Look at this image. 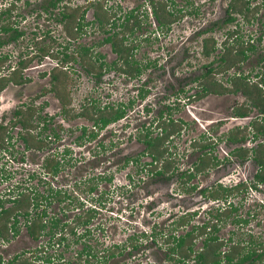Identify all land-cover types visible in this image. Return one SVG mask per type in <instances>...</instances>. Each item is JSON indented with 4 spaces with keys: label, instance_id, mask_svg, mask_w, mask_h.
Here are the masks:
<instances>
[{
    "label": "rangeland",
    "instance_id": "rangeland-1",
    "mask_svg": "<svg viewBox=\"0 0 264 264\" xmlns=\"http://www.w3.org/2000/svg\"><path fill=\"white\" fill-rule=\"evenodd\" d=\"M47 1L0 0V10L9 6L12 23L17 25L23 33L17 41L9 42L2 48V51L9 55L3 66L16 65L19 59L27 61L26 66L31 65L24 73L29 78L27 83H9L0 93V125L3 126L0 129V135L6 134L8 129L12 136L11 150H17L15 156L19 157L21 146L19 135L22 132L18 133L19 129L8 127L14 107L19 106L20 110L23 111L25 108L29 111L28 107L32 105L35 109L34 113L32 117H27L25 120V123L29 125L31 121L38 119L37 116L44 114L43 108L37 109L40 104L36 103H42L46 99V111L57 116L56 124L63 119L58 141L47 142L48 144H43V148L38 150H29L28 154L24 155L23 162L19 158L21 161H18V168L12 178L11 183L15 188L11 194L22 191L20 197L29 196V201L14 209L30 210L34 214L45 208L48 216L52 215L51 217H57L60 220V226L68 223L69 229L73 228L76 232L83 231L80 221L90 215L89 238L86 236L85 239L94 246L100 247L101 241L104 247L115 243L129 244L130 237L131 241L139 243V247L135 249V256L128 257L126 260L124 256H117V259L115 258L116 260L111 261L110 264L123 262L142 264L145 261L171 264L164 255L166 247L164 235L168 234V229L174 226L171 224L172 220L182 211L187 215L197 210V214L190 217V221L185 226L175 231L176 234L189 230L192 224L200 226L204 222L215 221L212 212L209 213L208 209L210 206L220 207L218 204H221L223 200L215 204L213 199H207L204 194L198 193V188L218 181L230 185L239 179H251L256 168L252 156L248 152V158H245L243 162L233 157L222 160L227 157L229 148L233 147L220 140L214 152L222 159L217 166L207 168L206 172L198 173L189 181L198 187L193 190H186L188 186L180 184L179 176H172L166 181L161 177L139 173L137 165L133 166L131 163L125 168L119 167L125 156L134 155L142 148V145H138L134 140L132 131H135L136 126L138 128L144 125L154 127V118L160 113L178 120L171 123V134L167 137L168 152L172 155L175 162L173 166L179 169L178 171L187 168L195 159L196 151L189 146L193 138L197 140L206 136L218 138L225 133L221 126L226 128L231 124L229 123L231 120L224 117L245 107L244 98L240 92L241 85L236 83L237 76L234 74L250 75V78L254 80V75H258L261 71L262 64L258 58L264 43L258 38L260 36L261 39L264 38V0H244L251 9L249 20L246 21L242 16L234 15L233 25L222 22L229 0H155V5L159 6L158 8L164 14L168 13L166 10L172 12L168 18L172 22L163 30L157 25L149 0H100L106 6L107 16L110 19L105 25L108 31L118 33L116 37L118 43L124 36V45L128 47L136 45L134 51L129 53L133 60L149 63L141 76L135 78L120 74L112 68L103 71L100 67L101 61L109 64L116 58V54L108 43H101L106 32H103L94 21L92 10H95V7L90 5V2L97 0L69 2L71 7L78 6L79 13L86 8L81 20V23L86 25L81 30L72 31V35L65 32L63 21L55 18L54 13L57 10L52 13L44 10L43 7ZM239 2L238 5L241 6L242 1L239 0ZM132 8L135 9L136 16L129 21V24L137 18L140 26L133 27L131 31L120 23ZM112 21H115V26H110ZM209 27L211 30H208ZM209 35L214 36L216 49L210 57H205L201 53V43L202 38ZM250 44H253L255 48L248 51L249 57L243 62L234 60L235 62L229 68L227 64L220 63L218 60L224 45L234 54L236 50L247 49ZM40 47L48 48L49 51L51 49L55 54L59 52L56 59H61V51H66L72 56L66 62L60 60L59 67L52 70V67L57 65L56 59L48 55L40 57ZM83 47H88L85 54L82 51ZM214 58L216 62L208 75L216 79L215 81L220 83L219 87L228 92H224L225 94L212 92L206 96L198 97L196 94L194 96L198 86L191 79L201 75L206 70L203 66L209 65L208 63ZM6 68L0 69L1 74L6 73ZM225 68L228 69L225 70ZM49 71L57 75L55 86L58 94L65 99L63 100V103H66L65 109L67 108L65 115L61 114L58 103L54 102L57 100L48 97L47 91L53 84L48 77L41 75H48ZM98 75L102 76L99 78ZM142 87L149 91L145 99L139 97ZM41 90L44 91L43 96V93H40ZM129 101H133V106L127 107L125 118L111 122L102 129L96 127L95 131L98 135L93 141L85 139L78 141L80 128L86 126L91 129L90 115L92 117L98 115L96 111H91L93 107L118 102L127 104ZM86 107L89 108V112L86 111ZM255 110L250 108L249 113L254 120L258 118ZM4 120L8 123L5 124ZM245 121L231 122L234 125L245 126ZM56 124L53 125L58 127ZM179 129L181 131L177 132ZM249 132L250 130H243L244 134ZM29 144L37 149L38 142ZM253 145V140L245 144L248 147ZM63 149L70 150V154L65 152L66 156L62 157V161L56 158L61 161V169L53 178L50 171L45 168L44 160L47 158L54 161ZM190 151L194 153L187 157ZM54 153L58 154L54 155ZM146 159L148 158L144 157V160ZM136 169L137 172H135ZM105 175H110L112 179H106ZM48 183L52 188L55 185L62 189L60 200L52 199L51 202L43 200L40 206L35 207L37 193L46 194ZM91 185L95 189L90 192L88 189ZM1 189L2 187H0V193L5 197L4 194L8 192ZM228 200L236 204L237 208L221 222H217L221 225L217 235L225 241L222 250H226L231 245L230 241L235 243L241 240L246 243L245 241L250 238L264 240V185L258 189L234 192ZM78 216L81 218L78 219ZM237 216L246 221L243 224L234 222L233 218ZM20 217L18 236L10 238L8 232L6 235L8 239L2 242L0 240V255L4 261L18 253L21 258L27 257L26 264H86L85 255H75V249L80 243L75 241L73 233H63L64 238L61 241L58 240L59 236H55L59 242L55 241V238L49 239L44 234H39L33 241L26 232L23 217ZM38 221L34 220V231L39 230ZM151 230L156 235L155 241L151 236ZM205 235L201 234L194 239V249H201ZM38 245L43 250L32 252ZM23 249L31 252L23 253L21 252ZM193 262V259H189L187 264ZM259 264H264V259Z\"/></svg>",
    "mask_w": 264,
    "mask_h": 264
},
{
    "label": "flooded vegetation",
    "instance_id": "flooded-vegetation-1",
    "mask_svg": "<svg viewBox=\"0 0 264 264\" xmlns=\"http://www.w3.org/2000/svg\"><path fill=\"white\" fill-rule=\"evenodd\" d=\"M241 1H242L241 2V6L238 5L239 9L233 10V9H231L229 7V3L231 2V0H229L228 6L225 9V17L222 20V22L224 24L233 25V22L235 21V18H233V20L228 21V22H225V19L228 16L229 17H231V16L235 17L234 15H240V16H242V18L244 20H246V21L249 20V12L251 11V9H249V12H248L247 8H246V6H248V4L244 0H241ZM238 4H240V2ZM150 5H151V3H150ZM151 9H152V14H153L152 6H151ZM8 11H9V6H7V7H5V8L0 10V24H2V25L11 24V25L17 27V25L12 23L13 19H11V12H8ZM134 11H135V9L132 8L131 11H129V12H132V15L136 16ZM166 11L168 13H171V15H172L171 11H169V10H166ZM128 13H126V15ZM168 13L167 14L163 13L162 15H166L167 17H170L168 15ZM92 15H93V17L95 16L94 15V10H92ZM153 16H154V14H153ZM134 20L138 24H135L133 27H135V26L139 27L140 26V22L138 21V19L134 18ZM155 20L157 22L158 27L160 29H162V30L164 28H168L169 25H170V22H172V20L169 19L170 22H166V25H159L158 20L156 18H155ZM164 20H165V18H164ZM169 20H167V21H169ZM84 25H86V24L82 23V28H83ZM263 25H264V21H263ZM132 29H131V31H132ZM208 30H211L210 27L208 28ZM203 31H206V29H203ZM109 33L110 32L106 33L105 36H107ZM263 34H264V32H263ZM0 36H1V38H3L5 40L4 44H2L0 46V56H3L4 54H8V53H4L2 51V48L4 46L8 45V43H9V41H8V33L0 32ZM206 37H210V38L213 39L214 50H215L216 49V41H215L214 36L213 35H209V36H206ZM206 37H203V38H206ZM203 38H202V43H201V53H202ZM102 39H101V41H102ZM124 39H123V41H124ZM258 39H259V41L262 40L263 43H264V38L261 39V36H260ZM17 40H15V41H17ZM15 41H10V42H15ZM123 41H122V46L123 47H127V49H128L126 53L128 54L127 58L130 61L129 62L130 66L128 67V65L124 62V59L120 56V54H118L117 52H115L113 50L112 45H111L110 42H101V43H108L110 45L112 51L116 54V58L113 59L112 61H117V63H116L115 66L112 67L111 66L112 61L109 64L101 61L102 63L100 64V67H101V69H103V71L112 68L113 70L119 72L120 74L122 73L123 75H125L127 77H134V78L135 77H140L141 74L146 69V67L149 65V63L146 64V63H142L141 61L138 62L136 60H133L132 56L130 54L134 51V49L136 48V45H133L132 47H128V45H124L123 44ZM120 43L121 42L118 43L119 46H121ZM249 46H253L255 48V46L253 44H250ZM262 47H263L262 53L259 55V58H258V60H260V63L262 64L261 71H260V73L258 75H254V77H255L254 80H252L250 78V75H243V73L234 74V75L237 76L238 79L240 78V80L243 82L240 92H241V95L243 96L244 102H245L244 109H240V110L238 109L237 111L231 113L232 115H228L227 117H224V119H229L231 121H238V120H241V121L244 120L245 121L246 120L245 121V123H246L245 126L244 125H234V124H232L231 121H229V123H231L232 125L230 124L228 126L227 123L224 122V124L227 125V127L225 128V126H221V128H224V130H222V131L225 132V133H223V135L221 137L217 138V137H214V136H206V138H199L198 140L193 138L192 141H190L189 146H190V149L192 148L194 151H196L195 155H194L195 159L191 162V164L187 168L178 171L179 169H177V168H175L173 166V164L175 162H174V159H173L172 155H170L169 152H168L169 143H168L167 137H169L171 132L166 137L164 143L160 146V148L164 150V152L162 153L161 159H157V160L154 161L153 154L150 153L151 152V149H150L151 146L147 142V140H150V138H153V137L157 136L158 134L161 135V128H158L156 126V123H158L157 122V118L161 117L160 118L161 121H160L159 124H164V125H166V124L168 125V123H169V125H171V123L173 121H178L176 119H174V120L171 119V117L168 116V115L165 116L163 113H160V115H157L154 118V123H155L154 127L152 125L151 126H149V125L148 126H146V125L142 126L141 125L142 126L141 128H138L136 126L135 131H132L134 140L137 142L138 145L139 144L142 145V148H141L140 151L135 152L134 155L128 154L127 156H125L124 159H123V162H122V164H121V166L119 168H123V167L125 168L129 163H131V164H133V166L137 165V169H138L139 173H142L143 175H148V176H156L158 178L161 177V178L165 179L166 181L170 180L172 176L173 177L174 176H179L180 177L179 178L180 179L179 180L180 184L182 186H185V184H186V186H188V187H186V190H193V189H195L197 187V185H195L193 182H189V181H191V179L195 178L198 175V173L206 172L205 170L207 168L210 169L213 166L214 167L217 166L219 160L222 159V158L218 157L216 152H214L215 148H217L219 146V144H220L219 142L221 140V141L227 143V145L233 147L232 149L229 148V150L227 152V155H226L227 157H224L222 160H229L230 158L233 157L236 160H238L239 162H243L245 158H248V152H249L250 155L252 156V159L255 162V165H256L255 172L252 175L251 179H248V180L245 179V178L244 179H239V180H237L236 182H234L233 184H230V185H226L222 181L221 182L218 181V182H215L212 185H208V186L200 187V188L197 187L198 188L197 192L200 193V194H204V196L207 199H213L215 201V204L216 203L218 204V202L220 200H223L224 202L221 201V204H218L220 207H218V205H217V207L221 211H223V210H226V209L228 210V208L231 205H233V206L236 205V204L232 203L230 200H228L229 197L232 194H234V192H237V191L244 192V191H247L248 189L261 188V186L264 185V182L261 181V180H258L256 178V174L259 173V170H260L261 166H260V164L257 163V161L255 160L254 157L258 155L257 151H259V153H260V150H262L263 145H264V44H263ZM225 48L226 47L224 45L223 51H224ZM248 51H251V50H247V54H249ZM212 52H211V54H212ZM236 52H237V50L235 51V53ZM54 53L55 52L50 49L49 53L48 54H44L42 57L48 55V56H54L55 59L58 58L56 55H58L59 52H56L55 55H54ZM66 53H68V52H66ZM68 54H70V53H68ZM211 54H210V56H211ZM62 55H63V53L61 52V56ZM219 57H218V60H219ZM248 57H249V55L245 59H243V60H241L239 62H243L244 60L248 59ZM8 58H9V56H8ZM19 60L16 62V65H12V66L10 65V67L8 66V64L3 66V63H5V61L1 62L0 63V69L6 68L8 66L6 68V73L5 74H1V70H0V75H3L1 77H6V78L12 77L13 75H8V74L18 68ZM56 61H57V65L53 66L52 70H54L56 67H59L58 66V62L60 61V59H56ZM215 62H216L215 58L212 59L208 63L209 65L206 64V65L203 66V68H205L206 70L204 72H202L201 75H199L197 77H193L191 79V81L195 82L196 86H198V89L194 91L195 92L193 94L194 96H195V94H196V96L199 97L200 95L201 96H206L207 94L212 93V92L217 93V94H222L224 92L225 93L228 92L227 90L225 91V89L219 87L220 83H217L215 81L216 79L212 78L210 75L207 74L209 71H210L209 73H211V71L213 70V64ZM29 65H27V66L25 65L20 70L21 78H18L19 81L16 82L13 79H7L5 85L1 88L0 93L9 83H11V84H13V83L14 84H25V83H27L28 82L27 80L29 78L27 76H25L24 73L29 68ZM136 65H139V68H140V72L139 73H135L134 72V67H136ZM44 66H45V64H44ZM231 66H229V68ZM226 69H228V68H225V70ZM100 74H101V72H100ZM204 74H206V75H204ZM41 76L48 77V80L50 81V83L53 84V86L49 88V91H47V93H49L48 97L50 99H52V100L53 99L57 100V101H54V102L58 103V105L60 107L59 110H60L61 114L65 115L67 113V110H66L67 108L65 109L66 103H63L64 102L63 100H65V99H62L61 94H58L56 86H55V81L57 79V75L55 77L54 73L51 74V71H49L48 75H41ZM101 76L102 75H98L99 78ZM206 83H207V85H208V83H211L210 90L203 88V86ZM143 84H145V82ZM143 86H145V85H143ZM248 89H250L252 91H248ZM148 92L149 91H148L147 88L142 87L141 88V92L139 93V97L141 99H145ZM40 93L41 94L43 93L42 96L44 95V91L43 90H41ZM255 98H256V101H254ZM46 101L47 100L45 99V101H42V103H39V102L36 103L37 105L40 104L39 107H37V109H40V108L42 109L43 108L44 114L41 115V116H37L38 119H35V120L31 121L32 125L31 124L27 125L25 123L26 118L27 117H32V114L34 113L35 109L32 107V105L28 107L29 111H26L25 108L22 111V110L19 109V106L18 107L16 106V108L14 107V109L12 110V118L10 119V123H8L7 121L4 120L5 124L6 123L9 124L8 127L17 128V129H19L18 133H21V132L22 133H21V135H19V141L21 142L20 156L19 157L15 156V154L17 153V150H11L12 144L10 142V139H11L12 136L10 135L8 129L6 131V134L4 133V135H0V187H2L1 190H4V191L8 192V193L4 194L5 197H3V195H1V193H0V211L2 209H8L9 210L8 212H10L8 214H4V213L0 214V229H1L0 240L2 242V241H4V239H8V237H6L8 232L10 233V238H14L15 236H18L17 235L18 230H19L18 225L20 223V218H21L20 216H22L23 219H24V225H25V228H26V232L28 233L29 238L32 239L33 241H35V239L39 236V234H44V235L48 236L49 239L55 238L54 239L55 241L57 240L56 237L59 236L58 240L61 241L64 238V235H62L63 233L66 234V233H70L71 232V233H73V236L75 237V241H77V243H80L79 247H77V249H75V255H78V250L79 249H83L85 246H88V245H90L92 248L96 249L97 253H100V252L103 251V248H104V245H102L103 244L102 241L100 243V245H101L100 247L91 245L90 242L85 239L86 236H87V238H89V233L85 232L86 230L82 229L83 231H80V232H76L75 230L72 231L71 229H69L70 225L68 223H66L65 226L62 225V226L53 227L50 224V222L48 221V219H50L52 215L48 216L47 211H46L45 208L41 209L40 211H36L38 213L34 212V214H32L30 210L29 211L27 210L28 214H26L25 211H21L20 209H14V208H17L18 206H16L15 202L13 201V199H18L20 197L19 193H23L22 191H16L15 194H13V195L11 194V192L12 193L14 192V188H15V187H13L14 185L11 182H12V178H14L15 170L18 168V164H19L18 161L22 160V162H23L25 160L24 155L28 154L29 150H31V151L38 150L40 148H43V146H44L43 144H48L49 142H53V141H56V140L58 141L60 139V132L62 130L60 128H61V122H63L62 121L63 119L61 118L62 120L59 123H57L58 125L56 124V117L57 116L47 113L46 106H45ZM1 102H2V100H1ZM132 102L133 101H129L127 104H124L122 102H118V103H115V104H109V105L113 106L114 108L120 107L124 111V114L120 118H118L117 120L126 117V115H127V113H125L126 109H127V107L129 108V107L133 106ZM53 104H55V103H53ZM99 107H100V109H103V106H96V107H93L91 109V111L92 110L96 111L98 113V115H99L101 113ZM44 108H45V111H44ZM250 108L256 109L255 111L257 112V117L258 118H256L255 120L253 119L252 115H249ZM85 109H86L87 112H89V110H88L89 108L86 107ZM146 110L148 111V108H146ZM33 118H34V116H33ZM117 120H115V121H117ZM34 121H36V122H34ZM112 122H114V121H112ZM180 122H183V121H180ZM215 122H217V121H215ZM254 122H256V125H254ZM110 123H108V124H110ZM53 124H56L58 127H56ZM99 125L101 126V124H99ZM99 125H96L94 123V119H92V128L91 129H88L86 126H82L80 128V134L77 137L78 141H79V139L82 140V141L84 139L87 140V141L95 140L97 138V135H98L97 132L95 131V128L98 127V129H102V128H105L107 126V125H105V126L100 128ZM2 127L3 126L0 125V129ZM83 129L85 130V133L83 132ZM168 129H169V126H168ZM180 129L177 130V132L178 131L180 132L181 131ZM244 129L246 131L250 130V132L247 133V134H244L243 133ZM90 132L95 133V136L93 138H91L89 136ZM250 140L254 141V145L250 146V147L245 146V144L247 145V142L249 144ZM31 142H33V143L38 142L37 149H35L34 147L30 146L31 144H29V143H31ZM39 145H42V147H39ZM101 146L105 147L103 144H101ZM194 151L193 152L190 151V153H188L187 157L191 156L192 153H194ZM65 152L70 154V150L65 149V151H64V149H63L62 153L59 154V157H55L54 158V161L50 160V159H47V158L45 159L46 161L48 160L47 162H45V160H44V166H45V168H47L50 171L51 177L54 178V176H56L58 174V172L60 171V169H61L60 163L63 160L62 157L64 158V156H66ZM12 153H14L13 154L14 156L12 155ZM56 154H58V153H54V155H56ZM52 157H54V156H52ZM127 157L130 160L128 161V163L125 164V161H126ZM144 157H146L148 159L144 160ZM56 158H58L61 161L56 160ZM20 164H22V163L20 162ZM53 164H57V167H58L57 171L55 173H53L52 170H51ZM164 168H166V169H164ZM137 169L135 170V172H137ZM157 170H161L162 171L161 174H156L155 172ZM48 186L49 187L47 189V193L46 194L45 193H42V194L41 193H37L38 198L35 199V207L40 206V204L42 203L43 200H49V202H51L52 199L60 200V197H59L60 195L59 196H55V191H59L60 194H61V193H63L62 189L60 187H58V188L55 187V185H53L54 186L53 188L51 187L50 184ZM94 189H95V187H94ZM183 189H184V187H183ZM223 189H226V191H228L229 193H225L223 191ZM214 192H218V196L217 197L212 196L211 193H214ZM35 195H36V193H35ZM209 202H211V201H209ZM208 206H210V205H208ZM218 208H215L214 206H210V208L208 209V211H210L209 213L212 212V217L215 220L214 222H216V218L213 215L215 213V210L218 209ZM43 212H44V214H43ZM182 212H181L180 215H177L176 218L172 220L171 224L174 225V226L171 229L170 228L168 229V231L170 233L173 231V228L175 227V222L179 221V219L181 217H185L186 216V218H189V221H190L189 215H185L186 212H184V213H182ZM192 213H194L193 216H195L197 214V210L192 211ZM41 214H42L43 217H41ZM187 214H189V213H187ZM47 216H48V218H47ZM42 218L44 219L43 222L47 223V225L44 226L43 229H40L38 227V224H39V222H38L37 228L39 230L34 231L33 230V226H35V222H36V221L34 222V220H36V219L37 220H41ZM237 218H239V217L237 216ZM56 219H57V217H56ZM4 222L6 224V227L2 226L4 224ZM59 224H60V221H59ZM239 224H243V222H239ZM172 225H170V226H172ZM193 225L194 224H192L191 227ZM183 226H185V224L179 226L177 229H180V227H183ZM218 226H221V225L218 224ZM176 230H174L173 232L175 233ZM189 230H187V231H189ZM187 231H185V232H187ZM218 231H220V229ZM185 232H181V233L176 234V235H181V234H184ZM217 234H219V233H217ZM196 237H198V236H195L194 239H196ZM81 239H83V240L81 241ZM129 239L131 240L132 238L130 237ZM194 239H193V242H194ZM58 240H57V242H59ZM106 244H108V243H106ZM119 244L120 243H117L116 245H119ZM121 244H125V243H121ZM105 246H107V245H105ZM113 249L116 252L117 251H119V252L123 251V253L122 254L119 253L118 255L114 256L113 258L107 260L108 264H110L111 261H115L117 259L116 258L117 256H124L125 260L128 257L129 258L131 256L133 257V256H135L136 250H137V248H135L136 250L132 249L131 245H129L128 243H126V247L123 250L120 247L119 248H113ZM36 250L39 251V250H43V249H41L40 245H38V247H36L32 252H35ZM129 250H130V252L128 253ZM21 252L29 253L31 251L23 249V251H21ZM82 255L86 256V258H85L86 264H104V262H103L104 260H102V262H100L97 259L96 256H91V255H87V254H84V253ZM0 259H1L0 264H26L25 260L27 259V257L21 258V255L16 253V254H14L12 256V258H10L7 261H4L3 257L1 255H0ZM28 259H30V257H28ZM123 260H124V258H123ZM145 262H148V261H145ZM150 262H152V261H150ZM125 263L127 264V262H125ZM144 263H142V264H144ZM153 263L157 264L156 262H153Z\"/></svg>",
    "mask_w": 264,
    "mask_h": 264
},
{
    "label": "trees",
    "instance_id": "trees-1",
    "mask_svg": "<svg viewBox=\"0 0 264 264\" xmlns=\"http://www.w3.org/2000/svg\"><path fill=\"white\" fill-rule=\"evenodd\" d=\"M70 1L71 0H68V1L66 0L65 2H63V0H48L47 4L43 8L45 11H48L49 13H52V12H54V10H57L54 13L55 18L56 19L59 18L61 21H63L65 32L67 31L70 35H72L71 34L72 31L81 30V28H82L81 20L84 17V12H85L86 8H84L83 11L81 13H79V12H77L78 6L76 5V6L71 7L69 4ZM105 1H108V0H105ZM149 1L151 3L152 8H153L154 17L158 20L159 25H166V22H170V21H167V19L169 17H167L166 15H162L163 14L162 10L158 8L159 6L155 5V0H149ZM238 3H239V0H231V2L229 3V7L233 10H237V9H239ZM90 5L95 7L94 21H96L99 28H101L103 32L108 33L109 31L105 27V25L109 23L110 19L107 16L108 12H107L106 6H104L100 0L92 1V2H90ZM246 8H247V11L249 12V5L246 6ZM8 12H11L10 8H9ZM168 15L171 16V13H168ZM133 17L134 16L132 15V12H129L124 17L123 22L120 23V25L131 30L135 24H138L135 21H133L131 24H129V21ZM164 18H165V20H164ZM233 18H235V17H233V16L229 17L228 16L225 19V22L231 21V20H233ZM115 25H116L115 21H112V23H110V26H115ZM0 32L8 33V41L9 42L17 40L23 34L22 31L18 29V27L13 26L11 24H7V25L0 24ZM117 36H118V33L113 32V33L105 36L101 42H110L113 50L115 52H117L118 54H120V56L124 59V62L129 67L130 61L127 58L128 54L126 53L128 49H127V47L122 46V41L124 39V36H122L120 39L121 46H119V44H118V41L116 38ZM4 42H5V40L3 38H1V36H0V46L2 44H4ZM40 48H41L39 51L40 57H42L44 54L49 53L48 48L47 49H44L43 47H40ZM253 48H254L253 46H249L247 49H240L234 54H232V52L229 51L228 48H225L224 51L220 54L219 61H220V63H225V64H227V66H230L236 60L241 61V60L245 59L248 56L247 50H253ZM213 50H214L213 39L210 37L203 38L202 54L206 57H209ZM82 51L85 54L88 51V47H83ZM61 52L63 53L62 58L60 59L62 62H66L72 56V55L66 53L65 51H61ZM54 55H55V53H54ZM8 56H9L8 54H4L3 56H0V63L6 61V59H8ZM26 62L27 61H24L23 59L19 60L18 68L8 74V75H13L12 77H10V78L0 77V90L5 85L7 79H13L16 82L19 81L18 78H21L20 70L22 69V67H24ZM116 63H117V61H112L111 66L112 67L115 66ZM134 72L135 73L140 72L139 65H136V67H134ZM209 72L207 74H209ZM99 74H100V72H99ZM204 75H206V74H204ZM54 76L56 77L55 73H54ZM237 79L238 78H235L236 83L237 84L239 83L241 85V88H242L243 82L241 80H239V79L237 80ZM203 88L210 90L211 83H208V85L206 83L203 86ZM235 90H237V88H235ZM248 91H252V90L248 89ZM254 101H256V98L254 99ZM99 109H100V107H99ZM100 112L101 113L96 117H92L90 115V118L94 119V123L96 125L101 124V126L99 125L100 128L107 125L108 123H110L112 121L117 120L118 118H120L124 114V111L120 107L114 108L113 106H111L109 104L104 105L103 109H100ZM160 118L161 117L157 118L158 123H156V126L158 128H161V135L158 134L157 136L150 138V140H147V142L151 146V148H150L151 152L150 153L153 154L154 161L157 159H161V156H162V153L164 152V150L161 149L160 146L164 143L166 137L170 134L169 123H168V125L167 124L166 125L159 124L161 121ZM168 126H169V129H168ZM83 132L85 133L84 129H83ZM89 136L91 138H93L95 136V133L90 132ZM39 147H42V145H39ZM257 153H258V155L255 156L254 158L257 161V163L260 164L261 167H260L259 173L256 174V178L258 180H261L264 182V149L262 148V153L261 152L259 153V151H257ZM129 160L130 159L127 157L125 164L128 163ZM52 168H51L52 172L55 173L57 171V168H58L57 164H53ZM164 169H166V168H164ZM161 172H162L161 170H157L155 173L161 174ZM105 178L108 180L112 179V177L110 175H105ZM93 189H94V186L91 185L88 190L91 191ZM223 191L225 193H229L228 191H226V189H223ZM19 194L21 195V193H19ZM211 194H212V196H215V197L218 196V192H214ZM59 195H60V192L55 191V196H59ZM13 201L15 202L16 206L19 207L20 204H25V203L27 204L28 203L29 196H26L24 198L19 197V199H13ZM235 210H236V207L233 205H231L228 208V210L226 209V210L221 211L218 208L215 210V213L213 215L216 218V222L207 221V222L202 223L200 226L194 224L189 231H187L181 235H176V233H174L173 231L176 230L179 226L189 222V218H186V216L181 217L179 219V221L175 222V227L173 228V231L171 230L172 231L171 233L169 232L168 234L164 235V238H165L164 242L166 244L164 255L166 257V260L169 261L171 264H187L189 259H193L195 264H220L222 262H224L225 264H259L260 262H262L264 259V240H258L255 238H250L248 241L247 240L245 241L246 243H243V241H241V240L236 241L235 243H234V241H230L231 245L228 246V248L226 250H222V246H223L225 241L224 240L222 241L221 238L217 235V231L220 229V226H218L217 222H221V220L224 217L226 218V216H228L229 213L231 214ZM8 211H9L8 209H2L0 211V214L1 213L2 214L3 213L4 214L10 213ZM25 213L28 214V211L25 210ZM43 214H44V212H43ZM187 215H189V217H192L194 215V213H189ZM41 217H43L42 214H41ZM80 218H81V216H78V219H80ZM43 220L44 219L42 218L41 220L38 221L39 222L38 227L40 229H43L44 226L47 225V223H44ZM48 221L50 222V224L53 227L60 226V224H59L60 220L56 219V217H51L50 219H48ZM233 221L239 223V222H245L246 220L245 219L244 220L239 219V218H233ZM80 223L83 227V230H86L85 232L90 233V229L88 227V224L90 223V215L87 216V218L80 221ZM2 226L6 227L5 222ZM71 230L73 231V228H71ZM0 232H1V229H0ZM201 234H206V235L202 240L201 249L196 250V249H194L193 239L195 236H199ZM161 235L162 234H160V236ZM151 236L153 237V240L155 241L156 235L152 230H151ZM129 244L131 245L132 249L139 247V243L138 242L136 243V241L133 242L130 240ZM119 247L123 250V249H125L126 244H122V245L112 244L110 246H106L103 248V251L100 253H97L96 249H94L90 245H88V246H85L83 249H79L78 255L81 256L84 253L87 255L96 256L100 262H102V260H104L103 262L107 263V260L113 258L114 256L118 255L119 253L120 254L123 253V251H121V252L114 251L113 248H119ZM129 252H130V250L128 251V253ZM0 262H1V259H0ZM194 262L192 264H194ZM122 264H126V263L123 262ZM144 264H155V263L148 261V262H145Z\"/></svg>",
    "mask_w": 264,
    "mask_h": 264
}]
</instances>
